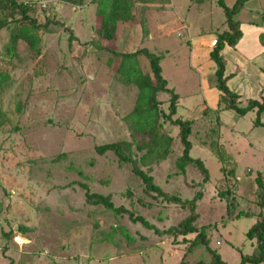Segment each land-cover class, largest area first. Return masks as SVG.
<instances>
[{
    "label": "rangeland",
    "instance_id": "1",
    "mask_svg": "<svg viewBox=\"0 0 264 264\" xmlns=\"http://www.w3.org/2000/svg\"><path fill=\"white\" fill-rule=\"evenodd\" d=\"M223 1L228 6L237 2ZM18 2L32 3L29 14L40 24L48 16L57 23L37 29L40 53L21 40L17 54L8 55L13 24L0 30V72L11 76L0 89L5 112L0 125V264H180L186 256L189 262L211 260L201 247L189 253L185 236L164 233L185 219L189 208L146 191L132 165L113 152L96 151L101 144L132 141L126 118L139 90L117 75L121 58L112 51L142 47L163 55V76L180 97L174 117L186 118L187 108L197 109L190 115L191 155L203 160L211 180L203 185L202 175L192 167L186 175L180 172L177 159L183 145L178 127L168 121L163 125L175 139L172 152L159 164L140 167L163 191L183 200L203 188L198 224L208 227L212 246L228 264H240L241 253L256 245L247 238L248 230L264 217L255 199L256 176L264 171V125L255 124L256 111L241 118L229 110L219 117L212 110L203 115L198 111L211 107L218 94L209 56L226 18L218 0H135L137 19L120 22L112 40L99 33L101 18L91 0L80 6L58 0ZM244 5L236 19L252 15L254 21H264V0ZM223 53L226 61L232 58ZM139 60L149 71L148 59ZM158 99L168 112L169 95L162 92ZM260 120L264 122V112ZM213 140L233 157L226 174L209 145ZM134 152L139 159L141 153ZM82 183L109 195L116 207L142 216L159 232L131 220L128 213L88 203ZM228 203L236 215L230 220Z\"/></svg>",
    "mask_w": 264,
    "mask_h": 264
},
{
    "label": "trees",
    "instance_id": "2",
    "mask_svg": "<svg viewBox=\"0 0 264 264\" xmlns=\"http://www.w3.org/2000/svg\"><path fill=\"white\" fill-rule=\"evenodd\" d=\"M60 2L69 3L71 5L80 6L86 0H58ZM204 2V0H197ZM247 0H237L233 6H228L223 0H218L225 13L227 28L217 34V39L210 52V57L216 64L215 85L221 92L219 100V108L215 111L218 114L221 110H234L238 115L244 116L250 111H256V125H264L260 120V115L264 112V99L262 101L256 99L247 100L245 106L240 105V95L231 90L228 86V76L226 71V57L223 53L225 45L235 46L242 38L240 29V21L235 16L244 6ZM96 5V14L101 18V26L99 33L106 39L112 40L116 36L117 28L120 22H134L137 18L134 13L135 0H91ZM34 8L32 3L18 2V0H0V30L4 27H11V40L6 48L8 55L17 54L19 41H25L29 48L35 53H40L41 38L37 29L43 27L48 30L51 25L57 23L49 16L46 21L40 24L35 18L29 14V10ZM18 14V18H14ZM75 36L70 34V39ZM264 43V34L261 36ZM113 55L120 57L121 62L117 69V75L124 79L128 84L135 85L139 90V96L136 100L133 110L128 114L127 121L132 135V141L110 142L96 146L99 154H105L109 151L116 154L122 162L132 165L133 172L140 177L146 191H154L164 196L169 202L180 204L181 207L189 208L190 214L183 219L177 226H172L164 231L166 234L175 236L183 235L186 242H189V253L193 250L204 248L210 254V259L206 261L189 262L182 260L180 264H228L212 246L211 236L208 227L198 224L199 213L196 212L198 201L204 195L203 188L197 191L192 199H181L180 197L169 195L157 186L153 178L144 171L140 165L151 166L159 164L172 152V143L175 141L173 135L164 131L163 121L177 126L179 131V141L183 145V154L177 159V167L183 175H186L187 168L192 167L202 175V184L211 180L210 172L201 158L193 157L191 150L194 142L190 140L193 132V122L191 119L174 117L178 111L179 95L173 88L168 86V80L163 76V68L161 60L162 54L152 52L147 47L139 48L132 52H115ZM140 56H144L149 61V71H144L139 60ZM11 82V76L7 72H0V89ZM169 95L168 112L161 107L158 99L160 93ZM207 112V111H206ZM5 112L0 109V125L3 123ZM138 137H141L139 139ZM216 153L223 174L228 172L227 164L232 161V155L226 152L218 141H211L209 144ZM134 149L141 153L139 159L135 157ZM257 193L255 196L256 204L260 209H264V171L258 172L256 176ZM86 190V200L92 205H103L105 208L114 211L117 214L128 213L131 220L142 222L146 227L153 228L159 232L154 225L150 224L142 216H135L130 210L124 207H116L109 195L92 192L87 184L82 183ZM228 218H236L234 215V206L232 203L227 205ZM243 212L238 214L241 217ZM245 215V214H244ZM235 216V217H234ZM237 217V218H238ZM3 232V235H11ZM193 235L192 238H188ZM247 238L255 241L256 245L250 253H241L240 264H264V217L256 221V223L248 230Z\"/></svg>",
    "mask_w": 264,
    "mask_h": 264
},
{
    "label": "crops",
    "instance_id": "3",
    "mask_svg": "<svg viewBox=\"0 0 264 264\" xmlns=\"http://www.w3.org/2000/svg\"><path fill=\"white\" fill-rule=\"evenodd\" d=\"M253 11L255 12L254 8L250 9V12ZM247 13H249V11H247ZM253 18L254 17L251 15L248 17L245 16V18L242 19H236L240 21L242 38L235 46H230L227 44L224 48V51L230 52L232 54V58L227 59L225 71V75L228 76V86L231 90L237 92L240 95L241 106H245L247 104V100L249 99H256L259 101L264 99V65L262 64V58H264V43H262L260 37L262 34H264V21L257 22L254 21ZM184 22L186 23L185 20ZM176 25H178V23ZM180 25L182 24H179V26ZM222 27L223 29L227 28L226 18L225 21H223ZM186 28H188V25H186V27H178L179 30ZM249 33L251 34V39H248ZM197 38H199V36ZM211 50L212 47L209 50V53ZM213 65L216 67V64ZM220 95L221 92L218 90L216 98H213L212 101H210L211 107L206 105L205 108H202L200 106L198 108V111L201 112L200 115H203V113L209 110L217 111L219 108ZM243 102H245V104H243ZM179 108L180 107L178 106V110ZM187 109L190 111L189 108ZM187 109L186 119L192 120L193 117L190 115H192L194 112H197V109L194 112H188ZM221 111L218 112V117ZM229 111H233L240 118L242 117L234 110Z\"/></svg>",
    "mask_w": 264,
    "mask_h": 264
},
{
    "label": "built area",
    "instance_id": "4",
    "mask_svg": "<svg viewBox=\"0 0 264 264\" xmlns=\"http://www.w3.org/2000/svg\"><path fill=\"white\" fill-rule=\"evenodd\" d=\"M43 6H44V7H46V4H43ZM215 42H216V40H214V43H213V45L215 44Z\"/></svg>",
    "mask_w": 264,
    "mask_h": 264
}]
</instances>
